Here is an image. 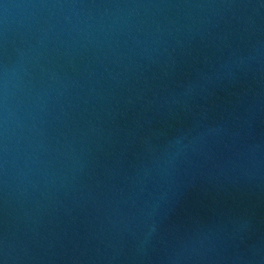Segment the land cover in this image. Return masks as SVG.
I'll return each mask as SVG.
<instances>
[{"label": "water", "instance_id": "water-1", "mask_svg": "<svg viewBox=\"0 0 264 264\" xmlns=\"http://www.w3.org/2000/svg\"><path fill=\"white\" fill-rule=\"evenodd\" d=\"M0 264H264V0H0Z\"/></svg>", "mask_w": 264, "mask_h": 264}]
</instances>
